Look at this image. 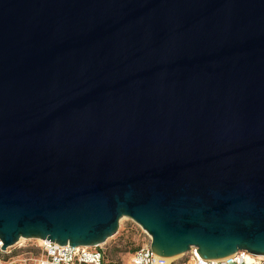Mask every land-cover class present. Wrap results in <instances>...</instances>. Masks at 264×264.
I'll return each mask as SVG.
<instances>
[{"label": "water", "instance_id": "obj_1", "mask_svg": "<svg viewBox=\"0 0 264 264\" xmlns=\"http://www.w3.org/2000/svg\"><path fill=\"white\" fill-rule=\"evenodd\" d=\"M264 257V0H0V240Z\"/></svg>", "mask_w": 264, "mask_h": 264}, {"label": "built area", "instance_id": "obj_2", "mask_svg": "<svg viewBox=\"0 0 264 264\" xmlns=\"http://www.w3.org/2000/svg\"><path fill=\"white\" fill-rule=\"evenodd\" d=\"M140 229L150 240V236L141 227ZM46 240L21 238L5 250H1L2 241L0 240V264H102L105 259V253L100 245L72 247L66 244L60 246ZM186 254L190 256L188 264H264V259H260L264 257L252 255L244 250H239L231 257L217 260L200 257L195 248H191ZM175 262V258L155 254L148 244L133 251L128 264H176Z\"/></svg>", "mask_w": 264, "mask_h": 264}, {"label": "rangeland", "instance_id": "obj_3", "mask_svg": "<svg viewBox=\"0 0 264 264\" xmlns=\"http://www.w3.org/2000/svg\"><path fill=\"white\" fill-rule=\"evenodd\" d=\"M148 244H150V240L140 227L128 218H122L119 221L117 232L100 246L105 253V264H128L130 254ZM175 259L176 264H188L190 262L188 254Z\"/></svg>", "mask_w": 264, "mask_h": 264}, {"label": "trees", "instance_id": "obj_4", "mask_svg": "<svg viewBox=\"0 0 264 264\" xmlns=\"http://www.w3.org/2000/svg\"><path fill=\"white\" fill-rule=\"evenodd\" d=\"M136 250H137V249H136ZM134 251H135V250H134ZM102 264H105V263H104V261H103V263H102Z\"/></svg>", "mask_w": 264, "mask_h": 264}, {"label": "bare ground", "instance_id": "obj_5", "mask_svg": "<svg viewBox=\"0 0 264 264\" xmlns=\"http://www.w3.org/2000/svg\"><path fill=\"white\" fill-rule=\"evenodd\" d=\"M260 259H264V258H260Z\"/></svg>", "mask_w": 264, "mask_h": 264}]
</instances>
